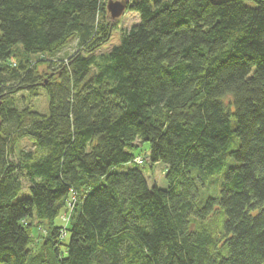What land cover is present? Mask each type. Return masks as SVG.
<instances>
[{
    "label": "trees",
    "instance_id": "16d2710c",
    "mask_svg": "<svg viewBox=\"0 0 264 264\" xmlns=\"http://www.w3.org/2000/svg\"><path fill=\"white\" fill-rule=\"evenodd\" d=\"M106 1L0 0V264H264V0Z\"/></svg>",
    "mask_w": 264,
    "mask_h": 264
},
{
    "label": "rangeland",
    "instance_id": "374dc122",
    "mask_svg": "<svg viewBox=\"0 0 264 264\" xmlns=\"http://www.w3.org/2000/svg\"><path fill=\"white\" fill-rule=\"evenodd\" d=\"M217 1V0H216ZM220 1V0H218ZM249 4H252V1L248 0ZM139 21V15L135 11H131L126 9L121 17L118 18V27L112 31V35L110 39L102 44L98 52H106L110 48L120 43V34L123 30L128 29L132 24L137 23ZM77 48L76 40H71L59 53L58 58H65L68 54L72 53ZM34 61L38 60V56L32 57ZM56 59V58H54ZM40 68L45 67V65H39ZM17 97L24 98L25 104L29 105L32 109L38 110L40 112L47 111L48 108V97L46 93L40 89V93L35 96H29L26 91H20L16 94ZM23 103L18 104L19 106L24 105ZM236 139L233 138L232 141ZM22 144L25 147H30V143L27 141H23ZM234 145L230 144V149H233ZM130 151L136 156L140 157L144 160V163L140 166L149 186L156 185L160 188H167V180L165 178L166 166L162 162H155L151 164L148 158L149 151V142L148 141H138L136 145L130 148ZM197 171V170H196ZM225 171V169L223 170ZM223 179V174H216L210 176L208 180H206L205 184L200 187V201L203 202L208 196L218 195L220 190V184ZM27 185L24 186V192L26 193ZM69 208V207H68ZM69 219V211L66 208L65 211H62L61 216L56 219V223L64 224V221H68ZM33 234H36L35 229L32 231ZM40 232H43L40 229ZM36 236V235H34ZM68 240V235L65 237V241Z\"/></svg>",
    "mask_w": 264,
    "mask_h": 264
},
{
    "label": "water",
    "instance_id": "95a60500",
    "mask_svg": "<svg viewBox=\"0 0 264 264\" xmlns=\"http://www.w3.org/2000/svg\"><path fill=\"white\" fill-rule=\"evenodd\" d=\"M129 0H107L105 4L106 11L112 20H117L121 17L124 11L127 9ZM2 104V99L0 97V106ZM2 119L0 118V126Z\"/></svg>",
    "mask_w": 264,
    "mask_h": 264
},
{
    "label": "built area",
    "instance_id": "2783aa9c",
    "mask_svg": "<svg viewBox=\"0 0 264 264\" xmlns=\"http://www.w3.org/2000/svg\"><path fill=\"white\" fill-rule=\"evenodd\" d=\"M136 161H137L138 163H142V159H141V158H136Z\"/></svg>",
    "mask_w": 264,
    "mask_h": 264
}]
</instances>
